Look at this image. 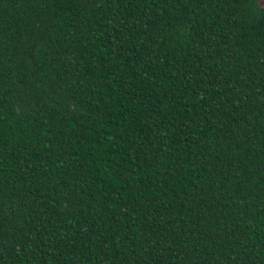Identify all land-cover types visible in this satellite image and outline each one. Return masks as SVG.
Listing matches in <instances>:
<instances>
[{
    "label": "trees",
    "instance_id": "trees-1",
    "mask_svg": "<svg viewBox=\"0 0 264 264\" xmlns=\"http://www.w3.org/2000/svg\"><path fill=\"white\" fill-rule=\"evenodd\" d=\"M0 264H264L260 0H0Z\"/></svg>",
    "mask_w": 264,
    "mask_h": 264
},
{
    "label": "rangeland",
    "instance_id": "rangeland-1",
    "mask_svg": "<svg viewBox=\"0 0 264 264\" xmlns=\"http://www.w3.org/2000/svg\"><path fill=\"white\" fill-rule=\"evenodd\" d=\"M260 4L264 5V0H260Z\"/></svg>",
    "mask_w": 264,
    "mask_h": 264
}]
</instances>
